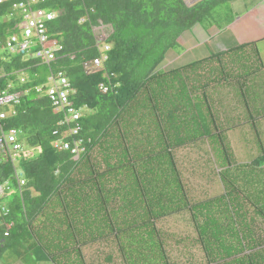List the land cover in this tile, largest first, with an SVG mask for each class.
<instances>
[{
	"label": "trees",
	"instance_id": "obj_1",
	"mask_svg": "<svg viewBox=\"0 0 264 264\" xmlns=\"http://www.w3.org/2000/svg\"><path fill=\"white\" fill-rule=\"evenodd\" d=\"M22 1L55 15L47 35L62 51L49 65L5 49L12 30L5 16ZM229 1L2 0L0 92L21 97L0 110L7 115L0 130H15L23 152L16 168L0 158V181L19 170L25 186L5 201L12 228L7 238L0 235V252L17 240L36 264H94L85 250L106 243L115 252L106 262L116 254L120 264H172L168 236L157 224L188 215L204 264H264V146L259 142L251 163H237L227 136L264 119L260 69L243 74L244 64L234 62L235 54L247 61L248 50L255 58L259 52L245 43L179 65L181 56L163 67L182 35ZM97 29L106 30L108 51L97 46ZM100 54L106 60L88 73L85 64ZM59 72L80 113L69 126L60 125L64 116L54 113L45 94L47 79ZM222 89L238 106L226 108ZM255 132L259 137V127ZM58 139L77 143L80 153L55 149ZM198 144L217 157L223 190L200 202L189 200L175 155Z\"/></svg>",
	"mask_w": 264,
	"mask_h": 264
},
{
	"label": "rangeland",
	"instance_id": "obj_2",
	"mask_svg": "<svg viewBox=\"0 0 264 264\" xmlns=\"http://www.w3.org/2000/svg\"><path fill=\"white\" fill-rule=\"evenodd\" d=\"M259 1L260 0H230V5L225 3L213 9V12L204 18L199 26L206 31L209 36L206 42H200L198 38L195 37L192 30L186 32V35L191 37L193 35L192 47L197 48L204 46L207 52H212V54H214L218 51H223V49L220 50V45L222 46V43L225 44V40L228 38H232V41L238 43V45L232 47L234 49L239 46L240 43L250 42L253 39L255 43H253L252 48L257 49L259 52L258 58H255L254 54L248 50L247 55L250 56V59L246 61L244 58L247 56L235 54L234 62L237 64L242 62L244 64V68H241L242 71L240 70L243 74L254 72L256 68L260 69L259 77L262 76L264 81V73H262L264 69L261 71V66L264 67V39L259 41L255 40L256 38H261L264 34V4L262 5ZM261 5L262 7H260ZM226 21H230L228 25ZM217 24L219 26H217ZM106 34V30L96 31V35L99 37L105 38ZM183 47L184 46L180 44L174 51L179 57L187 55L180 61L179 65L201 58L198 57L199 55H197V52L193 51L192 47ZM200 51H203V49H200L198 52ZM167 64L168 60H165L163 67L167 66ZM261 93H264V88L261 90ZM220 97L221 100L224 101L226 108H231L237 103L231 101L233 96L228 89H222ZM228 104L232 106H227ZM236 105L238 106V104ZM245 116H247L246 113ZM245 118L248 119V116ZM257 127H259V137L256 136L255 132ZM227 136L236 162L249 164L256 158L258 152L261 150L259 142L264 146V119L260 121V126H256L255 129L246 125L231 130ZM256 137L260 141L256 139ZM214 145L216 146L215 150H213L214 153L216 156H218V154L220 156L221 152L217 146L218 142L214 141ZM214 153L211 155L209 153V148L205 144H198L195 147L190 146L176 151L177 164L187 187V194L190 201L200 202L222 193V184L219 182V178L216 175V167L219 164ZM245 171L246 170L240 172L246 174ZM132 182L133 181L128 180L125 185L131 186ZM7 200L6 198L5 201ZM157 226L168 236L167 245L172 264H204L203 254L196 241L194 227L188 215L165 219L159 222ZM5 245V250L3 249L0 252V264H36L35 257L23 254L25 244L22 241L16 240L14 242L12 240L11 242H6ZM113 250L114 247H111L109 244L106 246V243H102L99 245H92L85 250V254L87 259H93L94 264H120V259L116 254H114L115 259H113V262H106L104 260L107 255L115 253ZM39 264L50 263L42 262Z\"/></svg>",
	"mask_w": 264,
	"mask_h": 264
},
{
	"label": "built area",
	"instance_id": "obj_3",
	"mask_svg": "<svg viewBox=\"0 0 264 264\" xmlns=\"http://www.w3.org/2000/svg\"><path fill=\"white\" fill-rule=\"evenodd\" d=\"M187 5H191L198 0H183ZM2 3V0H0ZM55 15L41 9H35L29 2H19L11 5V11L5 16V20L11 23L12 30L9 37L5 41V49L10 56H20L23 58L32 57L40 63L49 65L55 60L58 52L62 51V46L55 40H51L47 35V24L54 20ZM105 31V29H97ZM97 46L103 48V51H108V47L104 46L105 38L96 35ZM101 52V51H100ZM106 60L105 55L100 54L98 57L85 64V69L88 73L100 69L101 64ZM23 82V80H21ZM45 94L48 97L54 113H62L64 116L61 126H69L80 119V113L73 107L70 101V88L67 79L61 72L50 75L47 79ZM41 92L42 89H37ZM105 93L107 89L102 88ZM21 93L19 92H0V109L5 107L16 106L19 104ZM7 115L0 112V120L6 119ZM71 135H76L77 130H70ZM16 131L9 130L7 133L0 130V158L11 160V163L16 168L15 161L23 152L21 145L17 143ZM69 135L66 133L62 135L64 138ZM54 136L60 135L55 132ZM55 149L63 148L69 150L72 155L77 156L80 153L78 144L74 143L72 146L68 143H62L59 139L53 143ZM17 169H15L16 171ZM25 181L20 177L19 170H17L11 178L1 182L0 181V235L3 238L9 236L12 228L11 223H7L8 208L5 204L6 198L16 191L21 194ZM21 196V195H20Z\"/></svg>",
	"mask_w": 264,
	"mask_h": 264
},
{
	"label": "crops",
	"instance_id": "obj_4",
	"mask_svg": "<svg viewBox=\"0 0 264 264\" xmlns=\"http://www.w3.org/2000/svg\"><path fill=\"white\" fill-rule=\"evenodd\" d=\"M262 5L260 7H262ZM191 30L193 31L195 37H197L200 42L204 43V42L207 41V38L209 36L207 35L206 31H204L201 27H199V25L193 27ZM186 34L187 33H184L182 35V37L179 39V45L182 44L184 47H192V45H193V40H192L193 35L191 37V36L186 35ZM263 39H264V34H263V36H261V38H256L255 40L259 41V40H263ZM246 43H255V42H253V39H252L250 42H246ZM240 44H245V43H240ZM236 45H238L237 42L232 41V38L231 39L228 38V39L225 40V44L222 43V46L220 45V50L221 49H223V50L230 49V48H232V47H234ZM252 47H253V45H252ZM194 48L195 47H192L193 51L197 52V55H199L198 57H201V58H198L199 60L208 58L212 54V52L211 53L207 52V50H205L204 46L203 47L202 46L201 47H197L195 49ZM200 49H203V51L198 52ZM185 56H187V55H184L183 58ZM178 59H179V55H177L176 53L169 54V56L167 58L168 65L171 64V63H174ZM198 59H197V61H198ZM194 61H196V60H194Z\"/></svg>",
	"mask_w": 264,
	"mask_h": 264
},
{
	"label": "bare ground",
	"instance_id": "obj_5",
	"mask_svg": "<svg viewBox=\"0 0 264 264\" xmlns=\"http://www.w3.org/2000/svg\"><path fill=\"white\" fill-rule=\"evenodd\" d=\"M190 6V5H189Z\"/></svg>",
	"mask_w": 264,
	"mask_h": 264
}]
</instances>
